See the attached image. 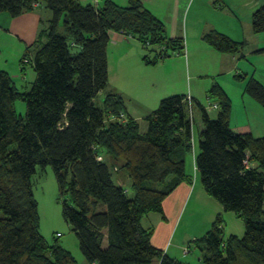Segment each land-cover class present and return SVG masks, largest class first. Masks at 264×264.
<instances>
[{
  "label": "trees",
  "instance_id": "16d2710c",
  "mask_svg": "<svg viewBox=\"0 0 264 264\" xmlns=\"http://www.w3.org/2000/svg\"><path fill=\"white\" fill-rule=\"evenodd\" d=\"M39 5L52 18L46 43L38 47L42 30L20 60L22 73L27 64L35 74L30 89L19 91L0 70V264L76 263L39 232L32 177L46 167L53 169L61 197H67L62 216L88 264H184L155 248L141 221L150 213L162 215L164 200L190 179L185 168L195 105L202 124L194 154L200 183L225 212L243 221L245 232L223 240L218 216L189 244L201 252L203 264H264V137H254L249 125L230 126V99L222 89L210 90L220 100L212 106L217 117L191 96L173 95L143 119L144 134L126 115L122 96L106 91L110 33L130 36L149 49L143 58L147 66L180 54L182 37H167L163 22L139 0L125 7L111 0L99 6L79 0H0V15L16 18ZM251 30L264 33V0L251 15ZM202 37L217 53L244 57V42L216 31ZM100 93L105 97L98 108L94 100ZM245 93L264 107L259 81L250 77ZM18 100L26 105L25 116L16 113ZM112 162L121 163L133 197L114 183L112 169H119Z\"/></svg>",
  "mask_w": 264,
  "mask_h": 264
},
{
  "label": "rangeland",
  "instance_id": "374dc122",
  "mask_svg": "<svg viewBox=\"0 0 264 264\" xmlns=\"http://www.w3.org/2000/svg\"><path fill=\"white\" fill-rule=\"evenodd\" d=\"M84 1L85 2H83V4L91 3V5L99 6L104 0ZM114 2L123 7L127 5V0H114ZM261 3L262 0H151L144 2V4L142 3L146 9H148L155 17L164 23L167 37H174L173 31L175 22L176 26L174 34H177L176 36H180L183 39L182 45L184 50H182L178 55H173L172 51H169L172 55L169 58L161 60L165 61L167 72L158 69L159 72H161V74L169 72L172 73L181 69H175L171 65L172 62H178L181 65L183 62H187V65H184L181 69V74L179 75V79L175 87L169 86L165 91H163V93H160L161 97H154H160L159 99L161 101V99L174 95L172 93L185 91V94L188 97L191 96L198 104L206 108L207 113L211 118H215L217 117L219 110L212 106H219L220 100L217 96L211 95L210 90L214 86H217L221 88L230 99V126L235 127L249 125L254 137H264V107L245 93L247 81L250 77H253L264 86V55L257 54L255 52L257 48L264 47V33L254 34L251 30V15ZM42 9L49 11V9H47L44 5H42ZM5 14L7 13L0 15V20ZM51 18L52 14L50 15V19L47 21H50ZM47 21H45L42 25L41 31L43 30L45 32L43 33L45 36H41L39 38L41 42L38 46L39 48L47 41V34L50 28L49 22ZM179 30H181L180 35L178 34ZM210 31H216L227 35L232 40L244 42V57H234L237 60L236 65L230 64V62L227 61L228 59L224 61L225 57L223 56L228 54H220L211 50L202 40V36ZM58 33H63L61 25ZM121 35L127 39L132 38L124 34ZM129 44L135 46L137 50L134 52L129 48L123 49L119 46H114L113 53L121 52L124 56H128L129 62L119 63L121 66V72L118 74L117 80L112 78V82L108 84L106 91L109 89V86L116 87V93L122 96L126 105H131L135 109L136 117H139L144 113L143 110L137 107V102L140 100L144 101L151 107L150 109H152L146 114L149 115L153 109L158 107V104L156 105V103L153 102L149 96H143L146 91L141 89L140 86L136 84H127L128 78L125 80L122 78L118 82L121 75L129 78L132 76V73H126L129 63L134 64L135 62H138L140 64V60L149 54V49L143 48L137 39L129 40ZM209 52L215 54L216 57L214 55H209ZM132 53L136 56L135 59L132 58ZM229 56L230 58L232 57V63H235L232 55H228L226 58H229ZM1 59L2 63H0V66L4 63V58ZM19 68L17 72H20ZM25 68V73H21L22 75H19L18 80H15V87L19 91H28L31 87V83L35 79V74L30 66L26 64ZM11 73L13 74L14 70H12ZM174 74L175 73H172L169 84L173 82ZM115 81L117 84H114ZM119 91L123 92L127 96ZM103 99L104 96L96 98L94 100V105L101 108ZM15 110L18 115L25 116V103L20 100L16 101ZM138 122L140 125V133L144 134L147 130V123L142 118H140ZM201 128L202 124L200 116L195 105L192 153L186 161L185 168L186 172L190 176L188 181L191 183L194 182L195 184V193L189 198L182 223L175 229L173 245L186 229H189L190 231L186 232L188 233V236H185V240L187 237H193L194 234L196 236L197 233L205 226L204 223L208 222L209 219H212V217H214V220L210 224V229L218 216L222 219L223 230L221 238L223 240H226L230 235L242 237L245 232L244 224L241 219L233 213L225 212L218 202L205 193L199 177L195 172V166L191 163V160L194 158V154L196 155L198 152V133ZM112 165L119 169L118 171L114 168L112 169V179L114 183L122 187L126 191L129 198L133 197L131 181L125 170L121 169V163L112 162ZM69 180L70 177L68 176L67 182H69ZM32 183L34 197L38 204L40 234L45 238L49 245L57 243L69 251L75 258V264H88L79 249L78 239L75 232L73 231L71 225L63 219V202L67 199V197H61L60 187L53 169L51 167H46L45 170L37 168L36 173L32 177ZM199 188L201 193L198 194L197 192ZM156 189L161 191L165 188L163 185H158ZM191 213H194L192 219H187ZM187 220L190 223L185 227V222ZM262 220H264V216L262 217ZM147 222L153 223L151 219H148ZM167 222L170 223V220ZM150 231L153 234L152 227L150 228ZM189 241L192 242V239L189 238L187 243ZM173 250L174 249L171 248V255ZM197 250V247L191 249L192 253H196ZM190 263L197 264L196 262Z\"/></svg>",
  "mask_w": 264,
  "mask_h": 264
},
{
  "label": "crops",
  "instance_id": "0c3cea01",
  "mask_svg": "<svg viewBox=\"0 0 264 264\" xmlns=\"http://www.w3.org/2000/svg\"><path fill=\"white\" fill-rule=\"evenodd\" d=\"M82 5H88L91 3H86L84 0H79ZM114 2V0H111ZM131 0H127V5L130 3ZM143 4L144 2H148L151 0H140ZM115 3V2H114ZM116 4V3H115ZM262 4V3H261ZM260 4V5H261ZM126 5V6H127ZM225 6V5H224ZM257 8V7H256ZM221 9V8H220ZM50 12L46 9H42V5H39L34 9L32 12L23 13L22 15L11 18L8 14H5L1 20H0V63H2V59L4 58L3 65L0 66L1 71L7 72L12 79L15 81L18 80L19 75H22L20 66V60L22 58V55L26 51V49L32 45H34L37 40L39 33L42 29V25L45 21L50 19ZM232 17V16H230ZM48 22V21H47ZM164 24V23H163ZM165 26V25H164ZM175 22H174V31L173 36L174 37H180L176 36L177 34H174L175 32ZM179 35L181 34V30H179ZM173 38V37H172ZM134 38H125L119 33H110V42L107 47V63H108V84L112 82V78L117 80L118 74L121 72V66L119 63H126L129 62L128 56H124L121 52L113 53L114 46H119L123 49L129 48L132 51L135 52L137 48L135 46H132L129 44V40H132ZM263 48H257L255 52L262 50ZM212 50V49H211ZM137 52V51H136ZM138 53V52H137ZM209 55H214L212 52H209ZM261 55H264L261 54ZM132 58L135 59L134 53H132ZM216 57V56H215ZM224 61L228 59L227 61L230 62V64L237 63V60L233 57L234 62L232 63V57H228V55H224ZM144 58V57H143ZM143 58L140 60V64L138 62H135L134 64L129 63L128 69L126 73H132V76L127 77L124 75H121V78L118 80V82L123 78L124 80L128 78L127 84H136L140 86L141 89H144L146 93L143 96H149V98L157 104L160 102V93H163L169 86L175 87L177 84V81L179 79V75L181 74V69L184 67V65H187V62H183L182 65L178 62H172L171 65L177 69L181 68L180 70L174 71L172 73L174 74V80L172 83L170 82V77L172 75L171 72L169 73H163L159 72L158 69L161 71H166V64L165 61L158 62L155 66H147ZM175 61V60H174ZM19 67H18V65ZM20 69V72H17L18 68ZM233 67V65H232ZM231 67V68H232ZM230 68V70H231ZM12 70H14V75L11 73ZM144 71V73H143ZM147 71V73H146ZM124 74V73H123ZM151 74V75H148ZM161 74V75H160ZM114 84H117L116 81ZM111 92H114L116 90V87L109 86V89ZM117 92V91H115ZM121 92V91H119ZM167 92V91H166ZM165 92V93H166ZM181 92V93H180ZM179 93H172L174 95H185V91H180ZM123 93V92H121ZM124 94V93H123ZM126 95V94H124ZM100 96H104L103 93H100L97 98ZM127 96V95H126ZM154 96H160L158 98H155ZM173 96V95H172ZM105 97V96H104ZM162 100V99H161ZM103 102V100H102ZM137 107L143 110V114L140 115L142 117H136V111L131 105H126V115L134 118L137 122L140 118L144 119L147 115V112H150L149 110L151 107L147 105L144 101L140 100L137 102ZM154 110V109H153ZM139 123V122H138ZM195 157V156H194ZM188 160V159H187ZM191 163L194 164V158L191 160ZM195 165V164H194ZM196 172V171H195ZM197 173V172H196ZM198 175V174H197ZM199 177V176H198ZM195 184L194 182L191 183L189 181H184L178 187L170 194L168 197L164 200L162 208H163V216L160 214H148L144 216V218L141 221V225L144 229L150 230V228H153V234L151 235V244L159 249L164 251L169 257L184 263V264H191L190 262H196L197 264L202 263L201 262V252L196 251V253H192L191 249L196 248V245L189 244V238L193 240H197L201 237H203L206 232L210 229V224L213 222L214 217L212 219H209L208 222L204 223V227L197 233V235L193 237H187L185 240V236H188L187 231H190L189 229H186L182 234L181 237H179L176 240V243L173 245L174 235H175V229L179 227V225L182 223V219L185 215V210L188 206L189 198L190 196L194 195L195 193ZM200 188L198 190V194L200 192ZM186 206V207H185ZM222 207V206H221ZM194 213H191V215L187 219H192ZM146 217V218H145ZM150 217V218H148ZM148 219H151L153 223H148ZM170 220V223L167 221ZM189 221L187 220L185 222L186 225H189ZM181 238V239H180ZM173 245V246H172ZM189 246V249H187ZM171 248L174 250L172 251V255L170 253ZM187 250V252H186ZM157 264V263H154Z\"/></svg>",
  "mask_w": 264,
  "mask_h": 264
},
{
  "label": "bare ground",
  "instance_id": "6f19581e",
  "mask_svg": "<svg viewBox=\"0 0 264 264\" xmlns=\"http://www.w3.org/2000/svg\"><path fill=\"white\" fill-rule=\"evenodd\" d=\"M187 249H189V246H188V248ZM186 252H187V250H186Z\"/></svg>",
  "mask_w": 264,
  "mask_h": 264
},
{
  "label": "built area",
  "instance_id": "2783aa9c",
  "mask_svg": "<svg viewBox=\"0 0 264 264\" xmlns=\"http://www.w3.org/2000/svg\"><path fill=\"white\" fill-rule=\"evenodd\" d=\"M214 108H216V107L214 106ZM98 159H100V158H98Z\"/></svg>",
  "mask_w": 264,
  "mask_h": 264
}]
</instances>
